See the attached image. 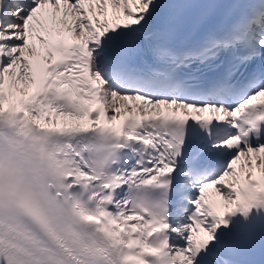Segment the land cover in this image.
<instances>
[{"label": "snow or ice", "instance_id": "6c2138e0", "mask_svg": "<svg viewBox=\"0 0 264 264\" xmlns=\"http://www.w3.org/2000/svg\"><path fill=\"white\" fill-rule=\"evenodd\" d=\"M0 264H264V0H0Z\"/></svg>", "mask_w": 264, "mask_h": 264}]
</instances>
